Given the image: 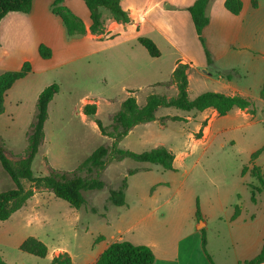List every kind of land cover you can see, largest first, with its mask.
Segmentation results:
<instances>
[{
	"label": "rangeland",
	"instance_id": "rangeland-1",
	"mask_svg": "<svg viewBox=\"0 0 264 264\" xmlns=\"http://www.w3.org/2000/svg\"><path fill=\"white\" fill-rule=\"evenodd\" d=\"M76 1L82 7L76 9L79 17L88 20L84 1ZM243 1L245 4L251 2ZM256 1L260 3L264 16V0ZM85 13L87 18H84ZM104 15L107 17L106 12ZM63 28L67 33L64 25ZM66 38L65 41L77 43L80 40L76 39H82L80 35ZM82 44L81 51L77 53L94 48L93 42L91 47H83ZM137 45L133 56L124 51L126 47L120 46L100 49L73 60L65 59L69 54H56L52 62H46L45 67L34 61V72L26 80L12 86L5 100L7 112L0 114V142L6 154L14 158L24 155L27 133L35 111V94L51 82L58 83L59 90L48 104L44 137L32 161L35 176H43L53 170L72 171L95 147L110 144L112 139L100 133L96 120L109 129L114 112L121 100L128 96L127 91H134L139 104H143L151 93L174 95V90L168 85L172 81L170 68L173 55L170 50L162 45L161 55L153 57L144 47ZM27 51L30 52L29 56L33 52L30 47H27ZM262 52L259 49L249 50L247 58L236 60V63L234 61L230 65L233 69L225 73H229V78L236 80L244 90L261 92L264 85ZM34 55L39 61L47 59L39 56L37 49H34ZM217 63L223 64L220 61ZM52 64L57 65L47 69ZM203 68L213 70L208 66ZM192 73L188 87L190 98L213 89L210 81L204 82ZM155 81V84L150 83ZM252 102L254 111L246 109L252 114L251 117L221 119L223 122L215 127V133L209 140L207 135H203L204 123L199 130L192 122L183 119H159L167 113L181 112L172 106L159 107L155 112L157 119L134 126L118 142V147L141 152L164 145L174 154L173 169H163L160 165L129 157H110L103 169L92 173L104 180L105 186L84 190L85 203L79 208L70 206L46 187L37 188L19 209L7 219L0 220V264H51L52 257L61 253L60 249L68 253L74 264H91L101 243L95 240L96 237L100 233L107 235L114 229L117 223L115 211H126L125 206L118 207L106 202L108 189L118 187L124 176H127L125 200L136 209L134 216L126 217L124 222H133V232L144 233L142 229L146 228L156 237H164L172 231L178 234L186 232L185 229L192 224L185 210L189 204L196 206V201L205 206L206 212L213 218L222 213L217 208L218 204H221V209L229 208L228 203L235 199V192L240 194V201L246 204L248 183L251 181L263 187V195L264 182L255 180L250 168L256 164L264 169V149L255 159H251V153L264 144V102ZM85 103H95L94 114L83 112ZM222 124L225 127L221 130ZM130 168L137 170L128 174ZM80 173L87 174L85 171ZM21 182L24 188L31 186L28 180ZM12 187L13 181L0 165V191ZM157 205L159 207L149 214V210ZM107 220L110 224H107ZM201 222L199 220L198 224L202 225ZM219 224L212 219L211 227H202V232L205 236L207 234L217 264H233L239 253L230 244L224 230L219 229ZM27 236H35L46 244L48 250L44 257L19 248Z\"/></svg>",
	"mask_w": 264,
	"mask_h": 264
},
{
	"label": "crops",
	"instance_id": "crops-1",
	"mask_svg": "<svg viewBox=\"0 0 264 264\" xmlns=\"http://www.w3.org/2000/svg\"><path fill=\"white\" fill-rule=\"evenodd\" d=\"M241 1V11L233 14L225 8L224 0H209L206 7V15L209 21L201 29L200 36L202 41H200L189 12V6L194 0H119L121 7L127 11L130 20L123 23L109 16L105 17L103 14L104 26L101 33H92L90 31L91 19L86 5L89 19L82 20L76 10L77 8L82 9L81 3L76 0H64L62 4L79 17L84 24L85 33L81 35L83 41H81L82 39H76L80 40L79 42H83L82 44L77 43V41H65L69 35L65 33L59 16L51 11L52 0H32L29 12L10 11L0 20L2 24L0 28V72L17 70L25 61L31 62V71L23 78L16 80L12 84L14 86L17 82L26 80L34 72V61L36 64L42 63V67H45L46 62L47 64L52 62L56 54H69L71 56L73 53H77L78 50L81 51V44L83 47L87 45L91 47L92 42L94 48H91L90 51L81 54L77 53L76 56H69L70 58L67 57L65 59L73 60L100 49L120 46L126 47L124 51L129 52V55L133 56L134 49L138 48L137 44L142 46L137 38L146 36L151 38L158 47L159 56L162 52V45H166L170 50L173 55L171 73L178 63L188 64V87L193 71L194 74L199 76V78L197 77L198 79L212 83V91L228 95L238 94L252 101L264 102V96H261L260 91L252 93L244 90L236 80L222 74V72L233 69L230 65L234 61L236 63L238 62L236 60L241 61L240 59L247 58L246 56H249V50L251 49L263 51L260 55L264 59V16H262L260 3L256 1V5L253 6L251 2L245 4L243 0ZM86 14L84 18H87ZM40 44H44L51 49V56L42 61L37 60L34 55V49L38 50ZM62 44L63 47H61ZM27 47L33 50L30 56L28 55L30 52L27 51ZM205 50L211 57L212 63L210 64L207 61ZM219 61L223 64H218L217 62ZM56 65L52 64L47 69ZM207 66L210 70H213L209 71L203 68ZM150 83L155 84L156 81ZM168 85L169 88L174 90L175 94V84L171 81ZM12 86L5 93L4 111L0 114L7 112L5 100L7 101L8 92ZM41 89L35 94V101ZM133 92L132 90L127 91V95H134ZM166 95L170 96L169 94ZM178 110L181 112L167 113L166 116L178 115L184 121L192 122L199 130L203 127V135H207L208 140L215 133L213 132L215 127L223 122L221 119H248L252 116L246 109L238 107H233L223 115H220L212 108L194 111V113ZM202 124L203 126L201 127ZM224 127L225 125L222 124L220 129L222 130ZM174 162L175 160H173V167L175 166ZM258 167L264 180V169L260 166ZM253 177L257 180L255 176ZM247 190L249 191V197L246 204L240 201V194L235 192V199L228 203L229 208L221 209V204H218L217 208L222 210V213L216 214L213 218L206 212L205 206L200 203L201 219L199 220L202 221V225L198 224L199 220L195 217V206L193 207L189 204L185 212L188 219H190L189 223L191 222L192 225H189L183 234L173 233L172 231L164 237H156L149 230L147 231L146 228L142 229L144 233L131 231L133 222H130V220L124 222V220L126 217H133L136 209L130 207L125 200V204L120 206H125L126 211H115L117 223L114 229L109 231L107 235L100 233L96 237L95 240L101 243L91 264L110 243L122 239L134 244L148 245L154 254L153 264H217L215 252L210 248L211 244H209L207 234L205 236V250L210 255L212 262L207 258L201 245L202 229H204L202 227L209 229L212 219L220 222L219 229L224 230L230 244L237 248L239 256L235 258L233 264L240 260L249 259L258 253L264 241V193L262 195L263 187L254 183V181L248 183ZM158 207V205L154 206L148 213L151 214ZM236 208L238 212L235 215ZM106 222L110 224L109 220ZM60 252L66 251L60 249ZM259 264H264V262Z\"/></svg>",
	"mask_w": 264,
	"mask_h": 264
},
{
	"label": "trees",
	"instance_id": "trees-1",
	"mask_svg": "<svg viewBox=\"0 0 264 264\" xmlns=\"http://www.w3.org/2000/svg\"><path fill=\"white\" fill-rule=\"evenodd\" d=\"M64 0H52L51 11L59 16L67 34L69 36H78L85 33V27L82 20L77 17L70 9L62 3ZM91 19L90 31L92 33H101L104 26V12L107 16L119 22H128L130 17L124 10L119 0H83ZM209 0H194L189 6V12L193 21L195 31L201 39V29L208 23L206 7ZM253 6L256 0H251ZM32 0H0V20L10 11H19L27 13L31 9ZM225 8L237 14L242 9L241 0H224ZM138 42L147 50L148 54L157 57L160 51L154 41L146 36H139ZM208 63H212L209 53L205 50ZM38 53L42 58L51 56V49L40 44ZM188 64L178 63L171 73L172 82L176 86L174 95H161L151 93L146 96L145 102L139 104L134 95L126 96L120 103L119 108L114 112L109 129L99 120L96 125L101 134L109 136L112 141L110 144H101L95 147L72 171L53 170L43 175L35 176L31 165L44 137V123L47 119L48 104L53 96L58 92L59 85L56 82L44 86L38 93L35 101V112L30 122L27 133V145L23 156L14 158L6 154L0 142V165L9 175L14 183V187L0 191V220L7 219L12 212L19 209L28 198H30L37 188L46 187L53 194L65 200L70 206L79 208L85 203L83 195L84 190L101 189L105 186L104 180L93 172H98L104 168L107 160L111 158L129 157L140 162H150L160 165L163 169H173L174 154L164 145H158L141 152H134L129 149L118 147V142L129 132V130L139 123L149 122L157 119L155 112L159 107H175L186 111H202L207 108H214L220 115L227 113L233 107L241 109H251L254 111V105L251 99L241 95H228L218 91H204L194 98L188 96ZM31 71V63L25 61L17 70H5L0 72V113L4 111V97L7 89L12 84L26 76ZM229 78V73H225ZM261 96H264V85L261 89ZM83 112L92 115L96 111L95 103H85ZM169 118L171 120H180L181 116L171 115L160 117L159 119ZM264 149V144L251 153V159H255ZM246 166L242 168L244 174ZM136 168L127 170L128 174L136 171ZM259 167L252 165L250 172L263 183ZM87 174L82 175L80 172ZM31 182L29 188H24L22 180ZM127 187V176L122 177L119 186L109 188L106 202L116 206L125 204V188ZM106 208V206H105ZM238 209L235 210V215ZM195 217L201 219L198 201L195 206ZM201 245L207 258L212 262L211 257L205 250V235L202 232ZM19 248L30 254L44 257L47 254V246L44 242L35 236H27L19 244ZM154 254L152 249L145 244H134L128 240H116L110 243L96 258L93 264H153ZM264 262V241L258 253L249 259L237 261L235 264H259ZM51 264H74L68 253L62 252L51 259Z\"/></svg>",
	"mask_w": 264,
	"mask_h": 264
}]
</instances>
